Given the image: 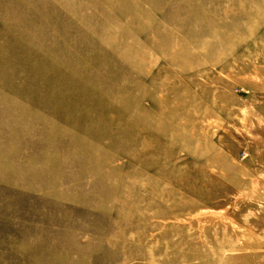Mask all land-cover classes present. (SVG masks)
I'll list each match as a JSON object with an SVG mask.
<instances>
[{"label": "rangeland", "instance_id": "rangeland-1", "mask_svg": "<svg viewBox=\"0 0 264 264\" xmlns=\"http://www.w3.org/2000/svg\"><path fill=\"white\" fill-rule=\"evenodd\" d=\"M0 264H264V0H0Z\"/></svg>", "mask_w": 264, "mask_h": 264}]
</instances>
